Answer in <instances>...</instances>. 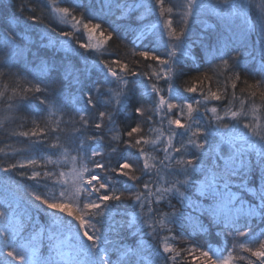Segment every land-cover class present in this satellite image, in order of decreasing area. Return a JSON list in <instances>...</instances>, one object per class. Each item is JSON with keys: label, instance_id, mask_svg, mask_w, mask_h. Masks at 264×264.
I'll use <instances>...</instances> for the list:
<instances>
[{"label": "snow or ice", "instance_id": "obj_1", "mask_svg": "<svg viewBox=\"0 0 264 264\" xmlns=\"http://www.w3.org/2000/svg\"><path fill=\"white\" fill-rule=\"evenodd\" d=\"M10 7L13 18L0 17V107L10 120L21 119L18 114L29 108L36 118L30 130L9 133L25 138L18 151L26 155L0 165V172L28 169L18 175L34 183L17 182L24 197H10L7 179L0 184V239L10 249L0 264H61L57 256L71 246L66 234L82 257L70 264H255L250 257L264 264V115L258 114L264 107V0H185L179 28L175 5L166 7L165 0H101V11L128 13L129 28L139 23L135 9L159 11L168 30L165 52L146 47L133 52L142 61L125 62L115 53L104 59V45L118 28L108 24V36L92 43L106 21L84 22L79 49L99 55L91 65L84 57L83 68L58 62L63 40L41 45L25 38L42 22L35 9L23 0ZM208 9L220 19L189 44L193 26ZM58 11L71 15L68 7ZM191 65L199 75L181 88L177 81ZM97 66L102 78L89 79ZM214 78L223 91H212ZM66 81L80 91L82 105L79 97L70 106L58 99ZM225 100L230 106L239 100V108L226 109L230 119L221 123ZM38 149L47 150L48 163H61L51 156L62 158L63 167L70 163L71 172L47 163L37 169L41 161L32 153ZM120 206L139 211L117 229L114 209ZM213 233L231 237L227 255L196 239ZM237 242L250 257L236 253ZM48 248L56 256L45 255Z\"/></svg>", "mask_w": 264, "mask_h": 264}, {"label": "trees", "instance_id": "obj_2", "mask_svg": "<svg viewBox=\"0 0 264 264\" xmlns=\"http://www.w3.org/2000/svg\"><path fill=\"white\" fill-rule=\"evenodd\" d=\"M210 0H203V2L207 3ZM215 3L217 0H212ZM107 2V0H105ZM122 3H129L130 0H121ZM149 2V0H148ZM21 3V0H0V17H3L7 14L10 18H13L14 8L10 7L13 4ZM23 4L29 9H35L34 14L40 17L42 22H37L33 27L35 31L28 30L24 33L25 38L28 40H35L41 45H44V40L48 41H55L57 39L63 40V46H58L56 49V55L58 58L62 57L63 60H58L59 63L69 62V65H75L78 68H83L84 64V49H79V43L83 42L86 37H81V33L85 32L83 28V23L88 22H99V21H106V23L102 24V29L97 30L93 33V41H103L105 37L108 36V32L111 30L108 28V24H112L113 27L118 28V32H113L112 38L107 41V44L104 45L105 56L104 59H107L109 53H115L118 55L123 61H142L143 58L137 55H133L134 51L142 50L146 47H151L153 50L163 54L165 52V41L168 40V35L166 33L165 37H161L159 31L154 30L150 34L146 35L143 34L141 31L145 26H151L152 23L156 18L153 17V13H145L143 11H136L135 14L138 17V26L133 27H126L125 21L127 20L128 13L121 14L117 11V9L113 8L110 12L107 9L103 11L100 10L101 0H40V7H33L27 6V2L23 0ZM175 5L173 15H176L178 18L174 19V26L179 28L180 20H179V13L182 11L180 6L175 4V0H165V6ZM68 7L69 12L71 15H66L58 11L59 8ZM179 12H178V11ZM211 12L205 11L203 12L206 16V19L197 20L195 25L192 28L191 39L196 40V38L201 37L204 31H207V25L215 26L216 22L220 19L217 15V11L210 9ZM154 13L161 15L159 11H154ZM33 14L31 11H26L24 15ZM19 16V13L15 14ZM94 18V19H93ZM77 21H81L77 23ZM20 22L22 24L30 23L20 17ZM48 26L47 28L45 26ZM51 28H55L56 31L52 32ZM61 30H68L73 33L72 37H58L57 33ZM143 34V35H142ZM77 37H81L80 40H77ZM253 40L256 39V36L252 37ZM75 45L76 49L79 51H74L71 45ZM236 47H240L239 43L236 44ZM51 51V48H49ZM90 53L91 57H88V65H91L99 55L95 53L93 50H87ZM92 52V53H91ZM79 53H83V56L79 55ZM234 54V53H233ZM75 55L79 58L77 59ZM210 59V57L208 58ZM242 60L244 57L241 58ZM144 63H153L151 61H147ZM203 69H207L208 65L205 62L202 66ZM251 67V66H250ZM192 70L189 72L187 76L184 77L183 80L177 81L178 85L183 88L185 85V81L190 80L191 77L199 75V72L196 70L195 65H191ZM103 73L98 71L97 68L94 70V74H91L89 79L97 80L102 78ZM31 79V77H29ZM222 80L223 77H220ZM212 91H217L218 87L220 90L223 91L222 86H218L215 83V78L212 82ZM205 91H207V82H205ZM237 95H240L239 89L237 90ZM79 97L78 103L83 104L84 99L80 94V91L76 89L69 81L65 82V86L62 90L58 92V99L67 105H71L73 101ZM211 104H216L217 102H210ZM223 103V109L220 111V115L224 116V121H229L230 119V112L228 116H225V110L229 107L232 110H238L239 108V100L235 101L231 106L229 105V101L225 100ZM247 107V106H246ZM30 113H33L31 108L27 109L26 111L20 112L18 115L22 117L21 119L10 120L7 119L6 116L8 115L5 113L2 107H0V122H2L3 127H0V165L7 166L10 163L18 162L19 160L23 159L26 154L20 153L18 150L21 149L24 144L22 143L25 138L23 137H14L10 136L9 133L12 130L17 132L19 131H28L32 127V119L36 118L35 114L33 113L31 116H27ZM259 115H264V107L261 108ZM59 116L57 115V117ZM251 118V117H249ZM264 122V121H262ZM215 123V121H214ZM123 131V126L121 127ZM241 132H247V130L241 128ZM196 139V137H194ZM250 139H252L250 137ZM16 153L13 155V153ZM71 152V149H69ZM4 153H7L5 155ZM33 158H36L41 161L40 164L36 165L37 169H40L47 163L48 168H57L58 170H63L67 172H71V164H67L66 167H63V160L62 158H58L57 156H51V160L61 159V163L57 165H53L52 163H48L46 157H48L47 150L38 149L36 152L32 153ZM252 159H255V154L253 153ZM21 171H28V169H18L14 170L13 172L3 173L0 172V184L4 182V180H8L12 186V192L10 193V197H24L23 189L21 188L19 191L16 190L17 182L19 184L27 186L32 185L34 182L31 180L26 179L18 175V172ZM4 197L3 189L0 188V198ZM175 203V201H173ZM1 204V203H0ZM179 206V205H178ZM167 210V209H165ZM116 212L115 220L113 221V225L119 229V225L124 223L126 220H131V218L139 211V209L133 210V208L128 207L125 208L120 206L114 209ZM3 227V223L0 222V228ZM256 233H259L260 228L255 229ZM66 243L69 242L70 247L64 248L65 255L57 256V259L61 261V264H70L72 260L75 259H82V257H78L75 255V242L73 241L70 234H66L64 237ZM145 239H150L145 237ZM199 243L207 244L210 243L212 247L219 248L222 250L223 255H227V251L232 250L233 241L231 237L228 240H224L222 236H216L215 233L209 236L199 235L196 238ZM246 239V238H242ZM47 243V242H46ZM90 243V242H89ZM185 242H181V247ZM10 249L5 247L4 242L0 239V262L8 259L7 251ZM236 253L243 255L245 257H250L249 253H244L239 249L238 242L236 247ZM45 255H53L56 256V252L53 248H48V251ZM255 264H259V261L255 257H250ZM236 264H247L246 260H239Z\"/></svg>", "mask_w": 264, "mask_h": 264}, {"label": "bare ground", "instance_id": "obj_3", "mask_svg": "<svg viewBox=\"0 0 264 264\" xmlns=\"http://www.w3.org/2000/svg\"><path fill=\"white\" fill-rule=\"evenodd\" d=\"M25 1L27 2V6H33V7H40V6H41V5H40V0H25ZM135 2H136L137 4H144V3H148V0H135ZM184 2H185V0H175V4H176L177 6H180V7H181V5H182ZM207 3H209V4H214L215 2L212 1V0H210V1H207ZM136 11H143V12H145L146 14L148 13V12H146V11H144L143 9H140V8H137V9L134 10V12H136ZM177 11H178V10H177ZM178 12H179V11H178ZM208 12H211L210 9H208ZM152 13H153V17L156 18V19L154 20V22L152 23L151 26H145V28H143L141 31L143 32V34L148 35V34H150L151 32H154V30H157V31L160 32L161 37H162V36L165 37V36H166V33H167L168 30L163 26V17H162L161 15H158V14L154 13V12H152ZM174 17H175V19L178 18L176 15H174ZM203 18L206 19V16H205L204 13H202V14L200 15V17H199L198 20L203 19ZM143 34H142V35H143ZM201 36H202V35H201ZM197 39H198V38H196V40H197ZM191 41H192V39H190V40L188 41V43L191 44ZM43 42H44V45H48V44H49V41H48V40H44ZM96 42H100V41H93V43H96ZM195 47H198V45L194 46V49H195ZM89 52H90V51H89ZM89 52H88L86 49H84V54H85L86 57H91ZM91 53H92V52H91ZM110 53H111V52H110ZM75 57H76L77 59H79L76 55H75ZM94 60H95V59H94ZM93 62H94V61H93ZM97 70L100 71V72H102V71L100 70L99 66H97ZM29 114H30V112H29ZM0 203H1V204L3 203V198H0Z\"/></svg>", "mask_w": 264, "mask_h": 264}, {"label": "rangeland", "instance_id": "obj_4", "mask_svg": "<svg viewBox=\"0 0 264 264\" xmlns=\"http://www.w3.org/2000/svg\"><path fill=\"white\" fill-rule=\"evenodd\" d=\"M27 116H31V115H27ZM249 139H250V137H249Z\"/></svg>", "mask_w": 264, "mask_h": 264}]
</instances>
